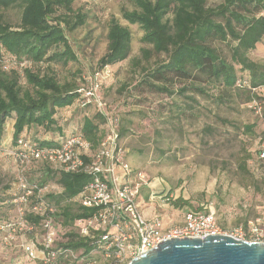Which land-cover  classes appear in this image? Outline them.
<instances>
[{
    "label": "trees",
    "instance_id": "1",
    "mask_svg": "<svg viewBox=\"0 0 264 264\" xmlns=\"http://www.w3.org/2000/svg\"><path fill=\"white\" fill-rule=\"evenodd\" d=\"M76 1L0 0L2 9H21V23L16 28L0 16V59L29 65L13 66L9 70L0 67V140L5 139L7 124L13 120V144L25 133L42 146H53L58 137L68 134L49 135L55 130L62 131L60 119L65 111L72 107L81 110L77 94L80 86L76 82L61 84L55 75L44 71L42 64H68L77 60L68 33L84 26L86 17L73 12ZM131 3L134 9L124 10L123 19L139 27L143 32L141 42L147 46L142 50V58L136 60L137 66L146 62L134 86L138 95L181 96L194 101L195 96H207L208 87L215 86L220 89L215 97L218 103L231 101L234 93L245 96L250 103L257 97V90L264 88V61L249 57L264 40V0H223L217 7H208L207 0H131ZM107 40V51L99 61L100 69L126 61L132 52V31L115 18L110 22ZM221 45L228 48L229 55L220 49ZM163 55L164 60L151 64L153 57ZM244 79L249 85L238 87V82ZM22 80L26 85H22ZM176 107L179 112H185L180 105ZM81 111L84 114L78 127L96 148L104 135L105 117L89 107ZM34 127L46 134L33 133ZM75 128H68L69 133ZM246 129L252 132L253 126ZM248 166L254 180L264 185L263 162L251 167L248 161H243L241 169L248 171ZM42 173L39 179L33 173L32 180L46 184V178L41 179L50 175L57 182L46 197L56 208L59 226L56 248L73 250L85 260L83 263L97 264V258L103 259L94 239L80 237L76 226L77 220L95 212L75 201L92 177L52 174L49 170ZM11 189L12 185L0 193V223L12 221L8 205L4 204L11 197ZM175 204L178 209L187 208V213L203 212L194 211L189 201L180 199ZM28 219L35 230L27 235V240L41 243L44 216L30 215ZM250 220L241 225L239 220L237 225L247 226ZM2 238L0 232V247ZM0 251L4 254L1 248Z\"/></svg>",
    "mask_w": 264,
    "mask_h": 264
},
{
    "label": "rangeland",
    "instance_id": "2",
    "mask_svg": "<svg viewBox=\"0 0 264 264\" xmlns=\"http://www.w3.org/2000/svg\"><path fill=\"white\" fill-rule=\"evenodd\" d=\"M222 2L207 0V5L217 7ZM72 9L86 17L84 26L68 33L77 60L68 64L44 63V71L55 75L61 84L76 82L82 86L85 77L100 69L111 20L115 18L131 29V55L111 66L113 76L104 86L102 96L109 103V111L120 116L125 130H121V142L127 150V159L136 149L146 155V177L157 191L155 202L161 206H157L160 214H166L171 223H182L188 210L175 206L182 199L189 201L194 211L213 212L221 227L230 230L239 226V220L241 225L264 212V185L254 180L249 166L248 171L241 169L243 161H248L251 167L259 162L258 148L264 141V88L257 90V97L250 103L238 93H234L231 101L218 103L215 97L220 89L215 86H209L207 96H195L194 101L181 96L138 95L134 86L146 62L137 66L136 60L142 58V50L147 46L141 42L143 32L139 27L123 19L124 10L134 9L131 0H77ZM0 16L14 28L21 23L19 7L0 8ZM219 47L229 55L226 46ZM249 57L264 61V40ZM164 59V55L153 57L151 64ZM22 85H26L24 80ZM178 105L184 108V113L179 112ZM83 114L73 107L65 111L60 119L62 131L55 130L49 135L69 133L71 126H80ZM247 126H253L252 132ZM32 132L46 134L37 127ZM13 171L12 163H0V193L13 184ZM34 177L41 178L38 173ZM45 178L47 183L57 184L52 176L41 180ZM96 262L103 264L99 258ZM0 264H41V261H29L22 252L14 250L1 252Z\"/></svg>",
    "mask_w": 264,
    "mask_h": 264
},
{
    "label": "built area",
    "instance_id": "3",
    "mask_svg": "<svg viewBox=\"0 0 264 264\" xmlns=\"http://www.w3.org/2000/svg\"><path fill=\"white\" fill-rule=\"evenodd\" d=\"M24 63L0 59V67L4 70L13 66L26 68ZM112 76V67L105 66L85 77L77 90L81 110L89 107L105 117L104 135L96 148L85 139L81 127L58 137L53 146H42L25 133L14 144L13 138L0 140V163L9 162L14 166L11 197L4 201L12 221L0 223L3 253L17 250L29 261L40 259L43 264H91L83 263L85 260L73 250L56 248L59 231L56 208L46 198L55 185L32 180V174H39L41 169L52 174L92 177L75 201L95 212L88 218L77 220L76 226L80 237L94 239L103 264H128L137 255L156 248L167 239L226 235L237 240L264 243V212H259L247 226L230 230L221 227L213 212L186 213L182 225L167 229L162 218L145 217L138 198L149 181L144 173L135 171L129 164L127 150L121 142L120 116L109 111V103L102 96V90ZM248 85L245 79L238 82L240 88ZM258 159L263 162L264 170V142L259 144ZM30 215L44 216L41 243L27 240V235L35 230L28 219Z\"/></svg>",
    "mask_w": 264,
    "mask_h": 264
},
{
    "label": "water",
    "instance_id": "4",
    "mask_svg": "<svg viewBox=\"0 0 264 264\" xmlns=\"http://www.w3.org/2000/svg\"><path fill=\"white\" fill-rule=\"evenodd\" d=\"M128 264H264V243L226 235L167 239Z\"/></svg>",
    "mask_w": 264,
    "mask_h": 264
},
{
    "label": "crops",
    "instance_id": "5",
    "mask_svg": "<svg viewBox=\"0 0 264 264\" xmlns=\"http://www.w3.org/2000/svg\"><path fill=\"white\" fill-rule=\"evenodd\" d=\"M14 124L15 120L10 122V129L6 131L5 135V140H10L13 138L14 135ZM131 159L134 161L132 162ZM128 162L131 165V167L137 171V172H142L146 175V155L142 150L136 149L132 154L128 156ZM144 186L141 190V194L138 198V203L141 211L147 218H154V217H160L162 218L164 222V228H171L176 225H182L184 223V220L180 224H175L171 223V220L166 217V214H160L161 211L159 210L158 207H161L158 202H155L156 200V194L157 191L155 192L153 187L154 185L150 186ZM155 188V187H154ZM158 206V207H157Z\"/></svg>",
    "mask_w": 264,
    "mask_h": 264
}]
</instances>
